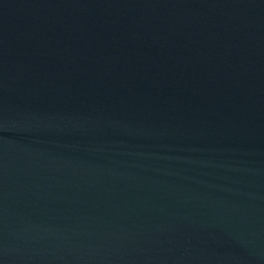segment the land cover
I'll use <instances>...</instances> for the list:
<instances>
[{
    "label": "water",
    "instance_id": "obj_1",
    "mask_svg": "<svg viewBox=\"0 0 264 264\" xmlns=\"http://www.w3.org/2000/svg\"><path fill=\"white\" fill-rule=\"evenodd\" d=\"M0 264H264V0H0Z\"/></svg>",
    "mask_w": 264,
    "mask_h": 264
}]
</instances>
